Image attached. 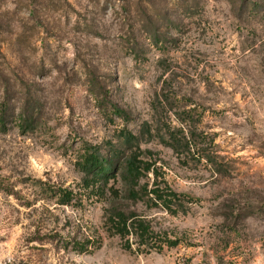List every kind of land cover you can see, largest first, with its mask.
<instances>
[{"label":"rangeland","instance_id":"rangeland-1","mask_svg":"<svg viewBox=\"0 0 264 264\" xmlns=\"http://www.w3.org/2000/svg\"><path fill=\"white\" fill-rule=\"evenodd\" d=\"M0 264H264V0H0Z\"/></svg>","mask_w":264,"mask_h":264},{"label":"trees","instance_id":"trees-1","mask_svg":"<svg viewBox=\"0 0 264 264\" xmlns=\"http://www.w3.org/2000/svg\"><path fill=\"white\" fill-rule=\"evenodd\" d=\"M135 160L136 159H133V158L131 160H129L127 163V168H126L127 175L132 180V182L134 183L133 185H135V183L137 182V180L139 179V177L141 176L143 171L149 170V166L145 165L144 167L141 168L139 166L140 164H136ZM85 164H86L87 168H89V169H84V170H86L87 173H88V170H90V172H91V169H95L98 166H100L99 169L97 170V172H95V174L92 175L91 184H94L95 182H97L98 179L103 178V176L107 172V167H105L104 165H101L96 156H90V157L86 158ZM88 185H89V182L86 183V186H88ZM137 192H135V190L133 188H131V190L129 191L130 195H132L133 198H135V194L136 195L140 194ZM62 194H63L62 198L64 199L62 202H65V203L69 202L70 197H71V193L65 191ZM148 194L154 196V200H157L161 205H163L166 208H169L168 206L173 204L174 201L177 200V196L174 193L163 192L162 190H160L158 188L151 190ZM117 217L119 219L117 227L120 228L121 230H123L124 232H126L127 231L126 220L123 218L122 215L117 214ZM136 224H137L136 228L140 231V233L142 235L147 233L148 230L144 225H141L139 222H136ZM145 237H147V236H145ZM170 245L173 246L174 243H170Z\"/></svg>","mask_w":264,"mask_h":264}]
</instances>
